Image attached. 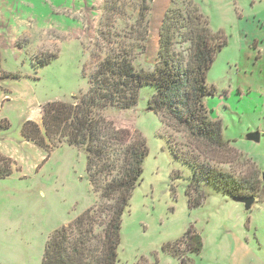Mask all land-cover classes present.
I'll return each mask as SVG.
<instances>
[{"label":"rangeland","instance_id":"1","mask_svg":"<svg viewBox=\"0 0 264 264\" xmlns=\"http://www.w3.org/2000/svg\"><path fill=\"white\" fill-rule=\"evenodd\" d=\"M189 1L153 0L147 53L134 61L138 70L155 68L167 11L173 3L184 8ZM191 1L211 30L227 41L208 73L216 89L209 102L212 119L222 122L225 139L243 156L225 168L242 178L257 174L262 182L264 0ZM0 7L2 69L20 76L0 83V122L10 124L0 136V153L12 166V175L0 179V264H42L56 231L103 204L99 191L104 180L95 171L87 173L83 150L50 145L46 152L23 140L21 131L28 120L42 124L45 105L72 103L88 91L92 54H100L104 0H0ZM114 29L121 33L124 26L118 22ZM181 40L177 36L176 52L186 55L188 46ZM45 60L49 64L44 66ZM152 92L144 88L137 108L112 112L105 125L109 135L126 131L119 134L122 146L140 132L149 148L143 181L123 217L117 264H181L163 246L189 231L201 234L204 243L200 254L188 256L193 264H264V187L249 213L214 188L201 207L190 208L187 182L173 181L172 174L180 172L186 179L192 169L173 158L163 137L201 160L233 156L211 153L185 132L162 124L148 110ZM253 132L261 134L259 143L247 140Z\"/></svg>","mask_w":264,"mask_h":264},{"label":"trees","instance_id":"2","mask_svg":"<svg viewBox=\"0 0 264 264\" xmlns=\"http://www.w3.org/2000/svg\"><path fill=\"white\" fill-rule=\"evenodd\" d=\"M152 3L153 0H104L97 42L100 54H92L88 91L76 95L72 103L45 105L41 125L28 120L22 127V139L46 152L50 145L55 149L68 145L83 150L88 159L87 173L95 171L104 180L99 191L103 204L56 231L46 244L42 264L118 263L123 217L143 181L149 148L139 131L137 138L125 140L128 144L122 146L120 141L125 142L119 134L126 131L109 135L105 125L112 112L137 108L144 88L153 90L147 100L148 110L162 124L185 132L211 153L229 152L233 156L230 160L208 156L201 160L199 154L188 155L180 143L174 145L163 137L173 158L192 169L186 179L180 172L172 174L173 181L187 182L190 208L201 207L212 188L232 200L261 196L264 182L256 178L257 174L251 179L242 178L225 168V164L230 166L243 156L225 139L222 122L212 119L209 102L216 89L209 85L208 73L227 41L221 33L211 30L197 5L191 0L184 8L173 3L164 19L155 68L138 70L134 66V61L147 53ZM118 22L124 26L121 33L114 29ZM177 36L188 46L186 55L176 52ZM2 57L0 46V83L19 79L3 71ZM41 63L49 64L47 60ZM9 130L8 121H1L0 136ZM11 175V161L0 153V179ZM203 246L202 235L189 231L180 240L165 244L163 251L181 264H193L188 256L200 254Z\"/></svg>","mask_w":264,"mask_h":264},{"label":"water","instance_id":"3","mask_svg":"<svg viewBox=\"0 0 264 264\" xmlns=\"http://www.w3.org/2000/svg\"><path fill=\"white\" fill-rule=\"evenodd\" d=\"M261 139V134L259 132L250 133L247 136V140L259 143ZM263 182H264V174H263ZM233 201L238 202L244 206L245 212L249 213L251 211L252 206L255 204L256 199L254 197H244L239 199H233Z\"/></svg>","mask_w":264,"mask_h":264},{"label":"crops","instance_id":"4","mask_svg":"<svg viewBox=\"0 0 264 264\" xmlns=\"http://www.w3.org/2000/svg\"><path fill=\"white\" fill-rule=\"evenodd\" d=\"M3 4H4V3H3ZM3 4H2V5H3ZM0 8H1V7H0ZM0 19H1V18H0Z\"/></svg>","mask_w":264,"mask_h":264}]
</instances>
